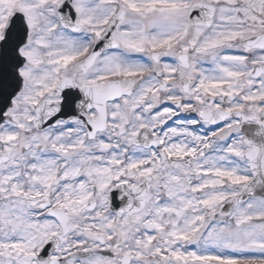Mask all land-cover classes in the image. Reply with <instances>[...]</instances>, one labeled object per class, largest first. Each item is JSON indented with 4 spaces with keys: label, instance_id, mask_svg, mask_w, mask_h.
Wrapping results in <instances>:
<instances>
[{
    "label": "flooded vegetation",
    "instance_id": "flooded-vegetation-1",
    "mask_svg": "<svg viewBox=\"0 0 264 264\" xmlns=\"http://www.w3.org/2000/svg\"><path fill=\"white\" fill-rule=\"evenodd\" d=\"M77 1L73 6L80 31L68 32L71 38L53 47L65 51L80 43L83 51L67 60L62 58L66 55L44 54L35 61L25 57L22 91L0 126V136L6 133L0 137V154L8 153L0 164V264H192L189 254L208 256L206 236L219 232L220 222L229 218L221 217L220 204L189 206L190 199L206 202L219 190V184L189 180V144L203 143V157L228 158L221 167L230 173L235 163L229 158L252 151L254 126L264 125V0L237 2L247 10L240 17L247 35L229 39V69L215 70L212 77L190 71L195 59L187 50L189 29L210 30L189 21L190 9L203 0H180L188 4L183 8L187 26L173 37L156 36V28H147L153 43L159 42L149 53H123L119 42L117 48L94 55L85 70L86 56L124 9V22L115 34L119 41L129 10L120 5L109 14L110 3L119 0H82L83 10ZM54 17L60 28L56 10ZM142 63L146 69L136 70ZM25 68L31 79H26ZM66 79L69 86L51 95ZM66 92L67 113L60 111ZM157 93L162 96L156 98ZM211 113V119H204ZM221 116L228 117L210 123ZM204 163L209 165L202 159ZM244 167L249 175L246 160ZM121 185L137 201L145 194L141 211L110 210L111 191ZM121 200L114 197L117 204ZM58 218L65 234L54 247L49 243L60 229ZM259 223L264 235V212ZM195 231L192 240L199 238L200 247H190L188 241Z\"/></svg>",
    "mask_w": 264,
    "mask_h": 264
},
{
    "label": "rangeland",
    "instance_id": "rangeland-1",
    "mask_svg": "<svg viewBox=\"0 0 264 264\" xmlns=\"http://www.w3.org/2000/svg\"><path fill=\"white\" fill-rule=\"evenodd\" d=\"M58 1L60 0H0V29L4 23L5 16L9 12L20 11L26 16L29 26V38L27 45L22 48L21 53L30 59V61L39 60L42 57L41 55L44 54L50 55L51 57L49 58L66 55L67 57L62 56V58L67 60L83 51L79 47L80 43H76V47H68L65 51H60V47H53L55 43L57 45L61 42L60 33L52 31V25L55 23L54 5ZM191 1L193 0H189L188 3ZM203 1L219 5L217 20L210 30L203 31L202 29L201 32L189 29L190 40L187 50L190 52V56L195 59L190 67V71H203V74L212 77L215 70L228 71L229 69L228 62L230 60L231 48L229 46V39L243 38L247 35V29L240 25L242 23L240 17L245 8L244 6L240 8L237 5L240 1L246 4L248 0ZM81 4L82 0L77 1L76 5L77 7L80 6L83 10ZM120 5L129 10V20L122 27L118 35L123 53L132 55L149 53L154 46L158 45L159 42L153 43L155 40L148 36L149 34L146 32L147 28H156L158 31L155 35L157 36L158 33H162L164 34L163 38H165L168 33L169 35L172 33L171 36L173 37L176 32H180L181 28L187 26L183 13L188 4H181L180 0H119V3L116 1L110 3L109 14L114 13ZM245 11L247 12L246 9ZM80 14L82 16V12ZM86 22L83 21L87 25L90 20H86ZM172 28H174V31H171ZM94 29L96 28L94 27ZM94 29L90 30V32ZM235 32L236 34H234ZM3 36L4 33L0 30V40ZM225 37L226 39H224ZM172 39L176 40V38ZM225 43L226 45H224ZM126 59L129 60V58ZM217 64L221 66L217 67ZM135 69L142 71L146 69V64H138ZM25 77L26 79L33 77V74L29 73L26 68ZM202 80H206L204 76ZM146 82L142 84L143 88H146ZM25 91H29L28 86ZM161 96L159 93L156 94V98H160ZM18 102L20 103V101ZM0 134H2L1 130ZM0 137L6 138V133H3ZM202 146L203 143H198V141L189 144V155H193V159H190L189 164V180L197 178L195 182L198 181V183L205 181V183L215 184L216 186L219 184V190L208 196L206 202L202 200L200 202L201 198L197 201L189 198V206H192L194 203L202 205L215 204L218 206L228 196L238 192L239 185L245 181L248 172L244 167L245 163L242 153L236 154L237 156L234 159L229 158L231 162L235 163V167L230 173L227 171L228 169L221 167L224 166L222 162H227L228 158L225 156L217 157L215 154L203 157ZM202 159L209 162V165L204 163L201 166ZM224 182H227V184L231 183L232 185H229L230 188H226L223 186ZM196 186L197 184L195 187L190 185V189H195ZM263 212L264 201L251 200L247 204L238 206L227 221L222 220L220 222L219 232L213 230V232H210L206 236V241L204 240V242L208 256L199 260L198 258H202V256L190 253L187 258L188 262L192 264H247L251 261H264V235L262 233V226L259 223ZM49 225V223L45 222L44 229L47 230ZM219 235L220 237L218 238L217 236ZM71 241L72 238L66 243V247L71 244ZM78 244L81 243L79 242ZM214 256H220L221 259H213Z\"/></svg>",
    "mask_w": 264,
    "mask_h": 264
},
{
    "label": "water",
    "instance_id": "water-1",
    "mask_svg": "<svg viewBox=\"0 0 264 264\" xmlns=\"http://www.w3.org/2000/svg\"><path fill=\"white\" fill-rule=\"evenodd\" d=\"M73 0H65L59 7V15L66 28L76 29L75 13L72 9ZM214 16V7L207 4L195 5L190 11V21L193 24H202L210 26L212 17ZM119 23V22H118ZM118 23H115L108 31L101 43L96 48L102 49L103 46L109 48L114 47V32ZM27 28L24 18L20 14H16L9 28L6 31L4 40L0 43V123L3 121L2 114L10 106L12 98L20 91L22 87V78L19 74V68L23 61L19 54L20 47L26 42ZM110 97L112 93L110 91ZM65 103L68 107L64 111L69 110L70 93L64 94ZM65 117L60 114L59 118ZM260 131H253L251 144L255 151L249 154L251 160L254 178L244 185L241 192L235 197L228 200L222 211V215H229L230 212L240 203L248 198L263 197L264 198V129L259 127ZM245 129V128H244ZM243 129V130H244ZM130 202H128L129 204ZM127 204V203H126Z\"/></svg>",
    "mask_w": 264,
    "mask_h": 264
}]
</instances>
